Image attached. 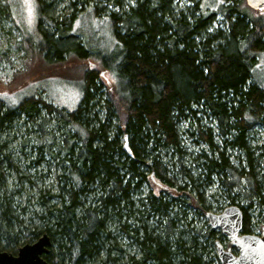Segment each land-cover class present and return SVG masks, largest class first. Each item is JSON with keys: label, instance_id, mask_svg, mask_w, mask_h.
<instances>
[{"label": "trees", "instance_id": "obj_1", "mask_svg": "<svg viewBox=\"0 0 264 264\" xmlns=\"http://www.w3.org/2000/svg\"><path fill=\"white\" fill-rule=\"evenodd\" d=\"M186 1L91 6L87 14L106 17L110 36V50L97 53L79 36H63L76 8L58 19L48 13L51 1H37L44 38L22 47L38 60L42 79L61 74L80 97L67 109L43 89L18 101L0 94L1 252L14 255L46 234L48 264H208L206 246L220 231H196L186 212L205 216L203 194L213 179L240 190L264 219V151L254 156L264 147L250 144L264 125V88L254 78L264 10L245 0ZM183 135L207 153H188ZM227 151L239 153L235 166ZM238 207L241 233L249 234V216Z\"/></svg>", "mask_w": 264, "mask_h": 264}, {"label": "rangeland", "instance_id": "obj_2", "mask_svg": "<svg viewBox=\"0 0 264 264\" xmlns=\"http://www.w3.org/2000/svg\"><path fill=\"white\" fill-rule=\"evenodd\" d=\"M37 1L38 0H0V10L1 12L3 11V13L0 14L1 98L5 97L4 99L8 101H18L27 96H30L36 90L43 89L47 91L48 95L53 99L56 105L67 109H72L77 105L80 97L78 89H76V85L70 83V79L61 77V74L60 76H53L49 79H42L41 76H44L45 74L41 72V67L38 64V60L32 61L29 52L25 51L22 47L23 40L24 43H26L28 40L29 42H34L35 44H41L42 39L44 38L37 30V22L39 19ZM44 1H51L52 6L48 13L53 14L58 19L68 18L72 11L75 8L77 9L76 18L73 23H71L68 28L62 29L63 36H79L84 42H86L87 46H89V48H91L96 53L98 51L105 52L110 50L108 24L107 22L104 23L106 17H104L103 15H99L93 19L91 18V14H87V11L90 9V7L94 5L102 8L106 7L107 10H112L110 0H88L87 5H83L81 3V0ZM175 1L178 4H187L186 0ZM42 25L43 28L48 29L51 33L55 32L51 28H47L46 24ZM221 25L222 18L217 17L215 26L220 27ZM56 68L57 67H54V69ZM17 70H20L23 75L15 76L14 74L15 72H18ZM254 78L264 88V54H262L260 60L255 66ZM27 80H29L30 82L25 83ZM20 84L23 85L21 87L13 89ZM44 98L45 96H42V99ZM46 99L47 101H49L48 98ZM20 135L21 134L19 133L18 135H16L17 139L15 141H20ZM182 141L188 153L192 152L193 154H198L201 151L207 153L204 144L193 143L192 139L188 135H183ZM122 143L125 144V141L123 139ZM250 144L253 148L264 147V125H258L253 129L250 136ZM14 145L15 142L12 144V146ZM263 151L264 148L255 150V152L253 151L254 156L258 157L261 153H263ZM227 152L230 154V162L235 166V158L239 153L236 151ZM240 159L242 161L241 165L245 166L244 157H241ZM167 160L168 158L166 157L163 160L164 163ZM191 160L192 158L184 159L183 164L185 166H188L190 172L196 175L199 169L195 166V164L191 163ZM259 165L261 167L260 175H263L264 179V159L263 161H259ZM178 166L179 165H177L173 169L172 173L175 174L177 171H179ZM178 178L180 179V177ZM181 182L178 180V184L183 186V183ZM149 190V187L146 186L143 193L146 194ZM185 191H189V189L187 188L185 189ZM172 193L176 194L174 191ZM189 194L190 196L197 199L196 194L192 191ZM231 199L235 200L237 206L243 207L246 214L249 216V234L261 236L262 229L264 228V219L262 218L261 210L257 206V204L252 203L251 206H248V202L244 199L243 194L240 190H238L237 188L226 189L217 179H213L212 183L209 187L206 188L203 194L202 201H204V204L208 208L204 210V214H206V212H211L214 214L221 213L226 207L231 205ZM188 201L191 200L188 199ZM191 203L193 204L192 201ZM199 213L201 214L199 210L193 208L187 210L186 212L188 220L192 222V226L196 228V231L202 230V232H204L207 228L210 229L211 227L209 226L205 216H201ZM179 223L183 225V222ZM180 228L183 229V227ZM216 232H219V230H216ZM185 235L183 236V238L185 237ZM190 235H196L195 231H193V233L189 231V236ZM215 236L218 237L217 234ZM220 237V240L218 238L217 240L215 239L210 251L209 247L206 246L207 252H205V258L208 264H220L216 253V241H219L225 249L230 247L227 238L222 234L220 235ZM35 241L36 240H34L32 243H34ZM232 251L234 254H237L235 250Z\"/></svg>", "mask_w": 264, "mask_h": 264}, {"label": "water", "instance_id": "obj_3", "mask_svg": "<svg viewBox=\"0 0 264 264\" xmlns=\"http://www.w3.org/2000/svg\"><path fill=\"white\" fill-rule=\"evenodd\" d=\"M245 1L252 10L264 9V0ZM205 218L211 229L219 230L237 252L234 255L231 248L225 249L216 241L220 264H264V228L261 236L242 234L243 214L239 207L230 205L220 214L207 212ZM49 246V238L43 234L34 243L20 246L14 255L0 251V264H48L42 256L48 252Z\"/></svg>", "mask_w": 264, "mask_h": 264}, {"label": "flooded vegetation", "instance_id": "obj_4", "mask_svg": "<svg viewBox=\"0 0 264 264\" xmlns=\"http://www.w3.org/2000/svg\"><path fill=\"white\" fill-rule=\"evenodd\" d=\"M263 230V229H262ZM243 234V233H242ZM262 234V233H261ZM253 235V234H252ZM257 236V235H256ZM230 245V244H229ZM224 247V246H223ZM228 248H231V247H228ZM228 248H226V249H228ZM232 250H235L234 248H231V253H233V251ZM236 251V250H235ZM234 254V253H233ZM234 255H237V254H234Z\"/></svg>", "mask_w": 264, "mask_h": 264}, {"label": "bare ground", "instance_id": "obj_5", "mask_svg": "<svg viewBox=\"0 0 264 264\" xmlns=\"http://www.w3.org/2000/svg\"><path fill=\"white\" fill-rule=\"evenodd\" d=\"M238 207V206H237ZM220 214V213H219ZM17 252V251H16Z\"/></svg>", "mask_w": 264, "mask_h": 264}]
</instances>
